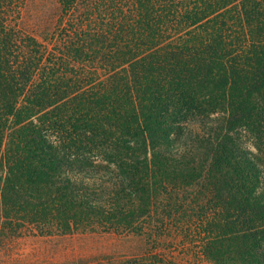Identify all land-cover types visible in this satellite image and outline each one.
<instances>
[{
	"label": "trees",
	"instance_id": "16d2710c",
	"mask_svg": "<svg viewBox=\"0 0 264 264\" xmlns=\"http://www.w3.org/2000/svg\"><path fill=\"white\" fill-rule=\"evenodd\" d=\"M0 0V264H264V0ZM134 233L164 251L26 250ZM181 256V258H180Z\"/></svg>",
	"mask_w": 264,
	"mask_h": 264
},
{
	"label": "rangeland",
	"instance_id": "374dc122",
	"mask_svg": "<svg viewBox=\"0 0 264 264\" xmlns=\"http://www.w3.org/2000/svg\"><path fill=\"white\" fill-rule=\"evenodd\" d=\"M62 0H23L19 13L12 23L45 42L53 34L65 16ZM26 250L44 248L55 251V258L62 259L67 249L75 253L111 252L116 254H137L145 251H164L163 247H152L143 235L134 233H83L59 236L27 234L21 238ZM60 249V250H59ZM50 251L51 253H53ZM181 258V256H180Z\"/></svg>",
	"mask_w": 264,
	"mask_h": 264
}]
</instances>
